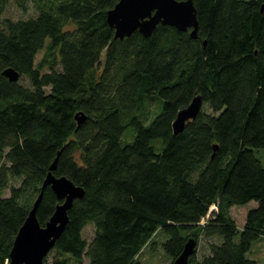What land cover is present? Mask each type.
<instances>
[{
  "label": "trees",
  "instance_id": "16d2710c",
  "mask_svg": "<svg viewBox=\"0 0 264 264\" xmlns=\"http://www.w3.org/2000/svg\"><path fill=\"white\" fill-rule=\"evenodd\" d=\"M118 1L0 0V264L55 158L53 175L84 193L46 264H139L158 243L172 263L192 237L214 241L188 264H257L247 254L264 240V0H192L195 38L160 24L121 40L106 19ZM10 3L36 15L3 17ZM196 95L201 110L174 135ZM250 201L238 228L229 210ZM60 202L46 186L41 226Z\"/></svg>",
  "mask_w": 264,
  "mask_h": 264
},
{
  "label": "water",
  "instance_id": "95a60500",
  "mask_svg": "<svg viewBox=\"0 0 264 264\" xmlns=\"http://www.w3.org/2000/svg\"><path fill=\"white\" fill-rule=\"evenodd\" d=\"M192 0H119L114 8L106 13L109 27L114 32V39L119 40L139 31L143 36H150L157 25L174 27L180 32H189V36L196 37L197 15ZM3 75L10 81H18L19 74L12 68L3 71ZM201 96L196 95L185 108L176 113L171 127L176 135L183 131L187 121L195 119L202 107ZM81 112L76 113L75 120L81 124L85 119ZM214 150L217 149L213 146ZM57 158L51 164L42 190L36 197L31 211L18 229L13 246L9 252L8 264H46L48 252L55 246V242L62 234L68 223V211L74 200L81 198L84 190L76 186L65 176H54ZM46 186L51 187L55 197L62 202L58 203L55 211L48 218L47 223L41 226L36 217V209ZM196 240L189 238L183 246L181 254L171 264H188L189 257L195 250Z\"/></svg>",
  "mask_w": 264,
  "mask_h": 264
},
{
  "label": "rangeland",
  "instance_id": "374dc122",
  "mask_svg": "<svg viewBox=\"0 0 264 264\" xmlns=\"http://www.w3.org/2000/svg\"><path fill=\"white\" fill-rule=\"evenodd\" d=\"M36 15V11L33 10L31 5L27 7L26 10L22 11L18 9L16 6H14L12 3H10L6 9L3 17H9L13 20H16L17 18H27L28 16H33ZM43 50H41L37 54L36 61L38 62L42 56ZM46 70V68L44 69ZM157 101L152 100L149 103L148 107V113H151L153 110L156 109L157 107ZM152 114V113H151ZM149 114V116L151 115ZM8 194V192H7ZM256 206L255 201H250L246 203V205H235L230 208L229 213L234 220V222L237 224L238 228H241L242 225L244 224V218L246 215V211L250 208H254ZM94 234L93 226L87 225L84 228V237L87 241H89ZM155 241H161L163 238L162 236L158 233L155 235ZM165 240V239H164ZM214 240L210 239H204L201 238L200 241L198 242L196 248L197 256L198 258L203 256V254H208L209 253V244L213 242ZM163 242V240H162ZM251 248L247 254L250 258L254 259L257 264H264V240L262 238L258 239L257 241H253L251 244ZM137 260L139 261V264H171V261L168 260L166 255L163 252V249L161 247V243H158L156 245H150L145 250L137 256ZM47 262H50V256L47 258ZM88 260L85 258L82 262V264H88Z\"/></svg>",
  "mask_w": 264,
  "mask_h": 264
}]
</instances>
